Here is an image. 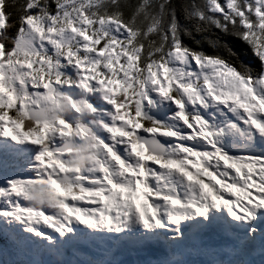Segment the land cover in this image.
Here are the masks:
<instances>
[{
	"label": "snow or ice",
	"instance_id": "6c2138e0",
	"mask_svg": "<svg viewBox=\"0 0 264 264\" xmlns=\"http://www.w3.org/2000/svg\"><path fill=\"white\" fill-rule=\"evenodd\" d=\"M0 264H264V0H0Z\"/></svg>",
	"mask_w": 264,
	"mask_h": 264
},
{
	"label": "trees",
	"instance_id": "16d2710c",
	"mask_svg": "<svg viewBox=\"0 0 264 264\" xmlns=\"http://www.w3.org/2000/svg\"><path fill=\"white\" fill-rule=\"evenodd\" d=\"M236 48H237V51L240 52L242 59L247 61V60H249L251 58V54L250 53H248L247 55L245 54L247 52V46L246 45L241 44L239 42H236Z\"/></svg>",
	"mask_w": 264,
	"mask_h": 264
}]
</instances>
